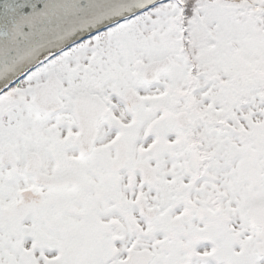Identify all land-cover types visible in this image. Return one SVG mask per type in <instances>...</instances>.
<instances>
[{
    "label": "snow or ice",
    "instance_id": "1",
    "mask_svg": "<svg viewBox=\"0 0 264 264\" xmlns=\"http://www.w3.org/2000/svg\"><path fill=\"white\" fill-rule=\"evenodd\" d=\"M0 264H264V0H0Z\"/></svg>",
    "mask_w": 264,
    "mask_h": 264
}]
</instances>
